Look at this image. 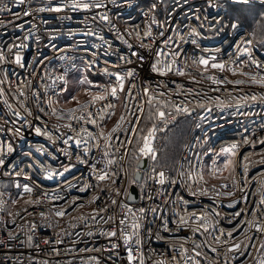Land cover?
<instances>
[{
  "label": "built area",
  "instance_id": "2783aa9c",
  "mask_svg": "<svg viewBox=\"0 0 264 264\" xmlns=\"http://www.w3.org/2000/svg\"><path fill=\"white\" fill-rule=\"evenodd\" d=\"M71 2L72 0H25L23 4H18L15 0H0V51L11 60L13 57L8 53L10 45L21 43L27 45L20 49L13 48V52L19 50L23 55L25 65L23 68L8 62L0 64V79H4L5 70L9 73L8 80L0 84V88L3 89L0 93V148L3 149L5 159V165L0 166V264H98V262L127 264V253L119 233L113 238L99 235L102 230L107 231L115 227L113 222L105 223L109 213L114 214L118 221L125 211L119 207V202L131 206L134 211L141 206L146 209H157L155 214L149 211L146 218L140 219L142 225L140 229L131 228V215L124 226L128 232L140 233L142 244L132 246L138 249L136 252L138 256L142 251L144 264H157L159 261H164L165 264H197V262L224 264L223 255L218 254L223 252V246L217 245L213 236L218 234L217 229L221 226L225 231L231 229L232 224L227 223V220L231 219L232 212L247 210L259 204L258 188L264 183V164L260 162L264 154L261 151L264 145L256 144L253 147L251 143L242 142L245 137L253 141L264 137V103L259 100L255 102L249 100L240 103L238 108L236 106L239 98L244 95L259 96L264 93V87L248 83L247 76L233 75L227 68L239 64L244 72H257L256 68L246 66L250 58L246 53L238 52L237 48L251 47L253 56L262 64H264V48L255 43L252 33L243 25L240 24L238 30L230 27V22L235 18L231 17V9L223 0H218L223 5L219 9L209 7L206 0H115V2L99 0L106 7L89 10H73ZM262 2L264 0H252V5L261 8ZM56 5L66 7L61 12L48 10ZM153 5L155 8L152 7ZM41 8L44 10L39 11ZM25 11L31 14L25 15ZM102 14L109 15L111 24L99 21V16ZM94 15L97 17L96 22L92 20ZM153 18L158 21L157 24L151 23ZM111 25H115V28ZM149 26L153 31L152 38L156 41L154 50L158 46L165 53L157 59L170 62L172 57L168 53L171 50L179 47L181 52L179 62L173 66V72L163 77L150 71L149 63L152 62V58L148 57V53L143 49L137 47L139 39L135 32L143 33ZM193 28L201 35L190 36L189 33ZM89 31L98 35H86ZM161 32L164 33L163 37L159 35ZM99 36H103L104 39L100 40ZM181 36L184 40L180 39ZM167 37H172L175 43L170 42L165 46L163 40ZM193 38L197 40L199 47L191 43ZM247 40H251L252 44L246 45L244 41ZM124 41L131 43L133 48L129 49ZM132 51H139L148 59L141 63L131 55ZM121 56L124 57L123 60L120 59ZM199 56H214L216 62L226 65V70L221 72L209 66L208 71L201 76L202 68L198 69L192 64V59ZM129 59L132 63H127ZM241 60L245 63L240 64ZM176 67L191 73L199 83L193 82L189 75H177ZM129 69H134L136 72V88L132 90L131 96L122 93L119 94V99L109 97L108 100L91 105L90 110L95 114L98 124L85 125L94 134L101 130L108 133L122 114L126 116V122L122 127L117 132L111 133L112 148L109 149L110 154L115 157L116 162L111 168L117 172L118 183L110 185L104 182L102 185L113 188L122 185L121 195L116 197L114 192L102 193L89 166L75 159V153L82 150L83 145L81 149H76L72 141L69 142L71 148L60 140L53 144L46 137L37 135L34 128L43 129L46 123L48 130L59 136L60 133L55 132L54 126L68 122L37 110L38 107H43L46 111L48 109V105L43 103L45 85L49 86L47 90L49 96L52 95V89L59 96V103L53 106L63 110L76 107V102L67 101L70 98H67L66 90L72 77H76L79 84H86L83 87V99L79 100L80 104H84L91 100L92 94L97 90L95 85H103L115 79L114 75L109 74L116 72L124 74ZM207 75L226 78V81L244 80L245 83L213 84L204 79ZM60 76L64 79H59ZM144 78H147V82ZM88 81L93 83L89 84ZM21 84L24 85L23 88L20 87ZM148 84L152 89L150 95L154 94L158 99H170L174 103L192 109L191 115L187 116L183 113H175L171 108L165 109L172 113V118L166 117L169 120L168 125L173 124L178 118L187 119L190 123L187 138L172 167L160 162L158 142L166 128L163 124L159 121L157 123L162 130L157 131L154 140L158 152L155 161L148 157H140L136 151V139L142 134L146 135L151 125L143 131V125L147 121L142 120L135 135L125 131L130 127L127 121L133 118L131 113L140 114L137 110L139 106H143L145 114L149 111L148 97L142 91V88ZM177 84L184 85V88L177 89ZM127 87L129 85L126 80V89ZM190 88L193 91L188 94ZM21 90L26 93V97L19 95ZM34 91L41 93L39 104L33 97ZM177 92L180 94L178 95ZM160 93L164 95L160 96ZM205 93L207 98H211V103L208 104L212 109L210 113L204 112L198 106L199 101L207 103ZM216 97H219L220 101H217ZM109 102L114 108L106 106ZM221 102L230 107H219L218 104ZM22 105L28 107L33 115L27 116ZM155 106L157 105L154 100L153 107ZM14 111H20L21 117L14 116ZM37 115L40 116V120L35 119ZM201 115L204 119H201ZM24 118L30 121V124L25 123ZM17 128L19 132L14 131ZM62 131L67 130L62 129ZM81 136L83 137L84 133H81ZM95 143L99 144V148L91 146ZM232 144L239 145L237 151L240 166L236 173L229 176V172L224 171L212 175L214 168L219 166L224 158L221 149ZM9 145L12 147L11 152L8 151ZM104 146L102 140L90 142L91 151L88 154L90 162L100 159ZM40 148L43 149L42 152L38 151ZM116 148L120 150L116 151ZM209 148L212 151H208ZM63 150L73 153L71 163L74 167L67 172L64 168L70 161L69 157L63 154ZM217 153L220 155L217 156ZM245 155L250 157V161L244 160ZM138 157L139 161L145 159L146 165L141 170L140 182L134 184L137 188L138 200L128 202L127 196L132 185L127 181L137 171ZM244 164L248 166L247 173L242 167ZM100 166L103 167L102 164ZM153 168L156 173L164 171L166 177L175 178L176 183L171 185L166 181L165 185H160L155 179H147L148 176L154 175ZM42 169L63 172V175L48 180L44 178ZM18 171L20 175H16ZM180 172H191V178H181ZM200 172L204 174L203 181H200L197 175ZM233 179L243 186V194L248 197L246 201L239 199L242 195L239 189L235 190L232 197L215 196V192L227 191L221 187L222 184L227 183L231 188ZM33 181L36 183L33 184ZM17 183L21 186L28 183L33 187V192L19 196L18 192L22 191V187L17 189L15 187ZM185 183L192 185L193 189L208 188V196L190 195ZM85 185L89 186L85 188ZM81 188L85 190L81 191ZM44 193L47 195L45 196ZM93 195L100 197L95 203L90 202ZM180 197L190 203L184 205ZM113 198L118 200L117 205L110 203ZM37 199L40 201L39 204L26 203ZM13 200L16 203H13ZM229 202H232L234 207L229 208ZM105 204H107V212L100 213L96 221L80 219V217H91L94 208ZM206 204L210 205L208 209L210 212L213 208L220 212V216L216 217L219 223L214 222L207 233L203 229L200 232H193L191 227L183 226L175 230L179 217L185 215V209L191 211ZM58 209H64L67 215L62 218L56 217L54 211ZM41 211L46 213L47 219L40 217ZM100 216H104L105 220H101ZM246 218L245 212L242 217L236 219ZM164 220L168 221L170 229L168 232L162 227ZM235 222L233 220V224ZM33 223L37 225L34 231L30 230ZM196 223L198 222L194 220L189 221V225ZM48 224L52 226L49 227ZM149 227L152 229L151 235L146 231ZM240 227L242 228L243 225ZM89 231L95 234L89 236ZM9 233H12V237H9ZM157 234L164 239L158 240ZM29 235L33 237L31 242L27 239ZM249 235H254V232H249ZM237 238L242 237L237 236ZM45 239L49 240L48 244L43 242ZM110 239L112 242H119L120 247L111 249ZM57 240H61L62 243H56ZM252 243L256 244V247L249 248L245 255L236 254L233 257L229 254L230 264H258L264 259V250L259 248V241L254 239ZM195 244L201 245L196 249L201 253L200 256L192 251ZM181 245L188 249L186 254L182 253ZM212 247H216L218 252H213ZM171 254H176L177 259L171 260ZM135 264H138V261Z\"/></svg>",
  "mask_w": 264,
  "mask_h": 264
},
{
  "label": "snow or ice",
  "instance_id": "6c2138e0",
  "mask_svg": "<svg viewBox=\"0 0 264 264\" xmlns=\"http://www.w3.org/2000/svg\"><path fill=\"white\" fill-rule=\"evenodd\" d=\"M16 3L18 4H23L25 0H15ZM115 2V0H113ZM207 5L212 8H221L223 5H221L218 0H206ZM224 4H226L230 9L236 10V19L232 20L230 22V27L233 30H238L240 27V19L239 17L243 14H245L246 11L250 10L252 5V0H223ZM243 6V7H241ZM65 5H56L53 7H50L48 10L49 11H55V12H61ZM106 7L105 4L102 2H99V0H72L71 2V8L73 10L75 9H84V10H89V9H100ZM155 8V5L152 6ZM262 10H264V2L261 4ZM44 9L41 8L39 11H43ZM25 15H30L31 12L25 11ZM93 22H96L97 17L94 15L92 17ZM99 21L111 24V19L109 15L107 14H102L99 16ZM152 24H157L158 21L155 20L154 18L151 21ZM112 28H115V25H111ZM86 35H98L97 33L93 31H89L86 33ZM131 35V33H129ZM136 37L139 39V44L138 48L143 49L145 52L148 53V57L152 58V62L149 63L150 71L157 74L158 76H166L169 73L173 72V66L176 65L179 60V56L181 55V52L179 51V47L176 49L171 50L168 55L172 57V60L169 62L168 60H163L161 61L160 59H157L160 56L165 55V53L159 49L158 46H156V49L154 50V45L156 44V41L152 38L153 37V31L151 26L146 28L143 33L136 31L135 32ZM160 36H164V33L161 32L159 33ZM190 36L192 37H198L201 34L193 28L191 32L189 33ZM119 39H123V37H118ZM100 40H103V36H99ZM181 40H184V37H180ZM127 45L128 48L131 49L133 48V45L129 43L128 41H124ZM175 43L172 37H167L166 39L163 40V44L165 46H168L169 43ZM191 43L194 45H199L197 44V40L193 38L191 40ZM246 45H251L252 41L247 40L244 41ZM27 47V45L21 43L19 45H10L8 48V53L11 54L13 57L11 60L8 59V57L5 55L3 51H0V64H3L5 62L8 63H13L16 66H19L23 68L24 65V58L23 55L19 50L13 52V48L20 49ZM207 51V50H204ZM238 52H243L246 53L250 61L246 65L248 67H254L258 71L253 73V72H244L242 68L237 64L235 67L232 68H227L228 71L232 72L233 75L240 74L248 77V83L252 85H259L260 87H264V64H262L259 60H257L253 54H252V48L251 47H242L240 48L238 46L237 48ZM131 55L136 57L137 61L139 62H144L148 59L145 55L141 54L139 51H132ZM120 59H124L123 56L120 57ZM127 63H132V61L129 59L127 60ZM187 62L185 61V64ZM235 64V62H233ZM245 62L243 60L240 61V64H244ZM192 64L196 65L198 69L202 68V71L200 72V75L203 76L205 72L208 71L209 66L212 69H217L221 72L226 70V65L224 63L216 62V58L214 56H199L195 59H192ZM175 72L179 76H185L189 75L191 80L195 83H199V81L196 80V77L191 75V73H186L183 68L176 67ZM105 73L107 74V69H105ZM109 75H114L115 79L103 84V85H95L96 91L94 94L91 96V100L89 102H86L84 104H80L78 101V98L76 95H72L70 97L71 101L76 102V107L68 108V109H63V110H58L56 107L53 105L55 103H59V96L56 93L54 89H52V95H48V89L49 86L45 85L46 91L43 93V96L45 99L43 100V103H46L48 105L47 111L43 107H38L39 112H45V114L50 115V116H55L57 117L58 120H67V123L63 124H57L54 126L55 132L60 133L59 136H55L53 132H50L47 128V125L45 123L44 128L42 129L41 127H35L34 131L37 135L39 136H44L46 137L50 142L53 144H56L58 140L62 141L64 145H68L69 148H71L70 141H72L75 144L76 149H81V145H83L82 150L78 151L75 153V159L81 163V164H86L89 166L91 169L92 174L95 177V180L98 182L97 187L100 188V191L102 193H115L116 197H119L121 195V186H116V187H102L104 185V182H108L110 185H117L118 180H117V172L115 170H112L111 166L116 162L114 155H111L109 152V149L112 148V145L110 141L113 139V136L111 133L117 132L122 125L126 122V116L121 115L119 119L116 121L115 126L112 127L110 132L106 133L103 130H101L99 133H93L92 131H89L85 125L91 124L93 126H97L98 122L97 119L95 118V114L90 110V106L94 105L98 101H105L108 100L109 97L113 99H119V94H125L127 96H131L132 90L136 88V83H135V78H136V72L134 69H129L127 70L124 74H121L120 72H116L114 74H109ZM9 73L7 70L4 72V79H0V84H3L5 80H8ZM59 79L63 80L64 77L60 76L58 77ZM204 79H207L211 81L213 84H223L225 82L231 83V84H244V80H233V81H226V78H219L215 75H207L204 76ZM126 80L129 85L126 89ZM145 82H147V78H144ZM83 82V81H81ZM10 83V81H9ZM89 84H92V81H88ZM23 84H21V88H23ZM163 87H167L166 85H161ZM177 89H182L184 88V85L182 84H177L176 85ZM87 91V90H86ZM143 94L148 97L147 99V104L149 106V111L147 114L144 113L143 106L138 107V112L140 113L137 115L136 113H131L132 115V120L127 121L130 125L128 129H126V132H132L134 135L137 131V128L139 126V123L142 120L146 121H159L161 124L164 125V127H167L169 120L167 118H172V113L166 111L165 109L171 108L175 113H183L186 116L191 115L192 109L189 106L183 105L182 104H177L174 103L170 99H158V97L154 94L150 95L152 92L151 85L148 84V86H144L142 88ZM193 90L190 88L188 89V94H191ZM214 91H219V89H214ZM3 92V89L0 88V93ZM179 95L180 93L177 92ZM19 95L22 97H26V93L24 91H20ZM160 96H163L164 93H160ZM199 96V93H197ZM33 97L35 98L36 102L39 104L41 102V93L34 91L33 92ZM55 97V99H53ZM205 97L207 98V94L205 93ZM217 101H220L219 97L215 98ZM156 101L155 107H153V101ZM257 101L259 100L260 102L264 103V93L260 94L257 96L256 94L252 95H244L243 97L239 98L238 103H237V108L239 107V104L242 102L246 101ZM211 103V98H207V103L204 101H199L198 106L204 110V112H211L212 109L208 107V104ZM108 108H114V105L112 103H108L106 105ZM219 107L224 108V107H230V105H225L223 102L218 104ZM23 111L27 114V116H32L33 113L32 111L22 105ZM127 107V105H125ZM103 111V109H101ZM63 113H66L64 115ZM13 115L16 117H21V112L20 111H14ZM36 120H40V116L37 115L35 117ZM201 119H204L203 115H201ZM24 122L27 124H30V121H28L26 118H24ZM62 129H66L67 131H62ZM162 130L158 127L157 123H152L151 126L147 129V134H142L136 139V151L139 153L140 157H148L150 160L155 161L157 159V148L154 145V140L156 138L157 131ZM10 131H12L10 129ZM14 131L19 132L20 130L14 129ZM81 133H84V136H81ZM87 137V138H85ZM118 139V137H117ZM97 140H102L104 142V150L101 153L100 159L96 160L95 162H90L88 159V154L91 151L90 147V142L92 141H97ZM243 144H252L253 147L256 146V144L264 145V137H260L256 140H249L247 137L243 138L242 140ZM129 143L131 144V140H129ZM92 147L99 148V144L95 143L91 145ZM239 148L238 144H232L229 147H225L221 149V153L224 154V158L221 161V164L219 166H216L212 172V175H216V173H222L224 171L229 172V176H233L237 168L240 166L239 161H238V151L237 149ZM116 151H119V148L115 149ZM8 151H12L11 145L8 146ZM38 151H43L42 148L38 149ZM208 151H212L211 148L208 149ZM262 153H264V149L261 150ZM63 154L65 156L69 157V164L64 168V171L67 172L70 168L74 167V165L71 163V157L73 155L72 152L68 150H63ZM217 156L220 154L217 153ZM245 161H250V157L248 155L244 156ZM261 164H264V154L261 156L260 160ZM137 163L139 164V157L137 159ZM215 164V161L213 162ZM103 165L101 167L100 165ZM5 165V159H4V152L3 149L0 148V166ZM244 172L247 173L248 171V166L247 164L242 165ZM43 176L45 179L51 180L57 175H63V172H56L54 170H45L42 169ZM152 173L154 175H150L147 177V179H155L156 183H159L160 185H165L166 181L174 185L176 183L175 178H168L166 177V174L164 171H159L156 173L155 169H152ZM21 173L18 171L16 175H20ZM191 172L184 173L180 172L179 176L181 178L188 177L191 178ZM199 176V180L203 181L204 179V174L203 172L197 173ZM27 179H31V177H26ZM141 177L139 176L138 172L134 174L131 178L128 179V184L129 185H134L138 184L140 181ZM36 182L33 181V184ZM89 185H85V188L88 187ZM17 189H20L22 187V191L18 192L19 196H23L24 194H31L33 192V187H31L28 183H24L22 186L21 184L17 183L15 185ZM185 187L188 188L190 195L192 196H208L209 189L208 188H196L193 189V186L190 184L185 183ZM222 188L227 189V191L223 192H215L216 197H232L235 194V190L239 189L242 195L239 197V199L242 200H247V195L243 194V186L241 183L237 182L235 179L232 181V187L229 188V185L227 183H224L221 185ZM85 188H81V191H84ZM46 196L47 193H44ZM127 195V193H125ZM100 197L98 195H93L91 197V203H95L98 201ZM149 199H151V196L149 195ZM184 205L189 204L190 202L188 200H185L183 197L179 198ZM258 200L259 204L258 205H253L251 208H248L247 210L242 209L241 211H234L231 213V219L227 220V223L232 224L231 229L225 231V229L221 226L217 229L218 234L213 236V240L217 245L223 246V252L218 253L222 254L224 257V264H230L229 261V254H231L233 257H235L236 254L239 255H245L248 252L249 248H255L256 244L252 243L254 239H257L259 241V248L261 250H264V183H261L258 188ZM39 200H29L26 201V203L29 204H39ZM238 202V201H237ZM13 203H16L15 200H13ZM74 203V201H73ZM110 203L112 205H117L118 200L113 198L111 199ZM119 207L122 209H125V211L122 213V215L119 217L117 221V217L114 214L109 213L107 215V219L105 220L104 216H100L101 220H105V223L113 222L115 223V227L108 229L107 231H101L99 235L106 236L108 238H113L117 237L119 233V237L122 238L123 240V245L124 249L127 253L126 260L127 264H135V262L138 261V264H144V259H143V253L142 251L139 253V256L136 254L138 249H135L132 245H141L142 244V239L140 238V233L138 231H132L128 232L125 230V223L128 220L129 215L132 216V221H131V228L133 230H138L142 227L140 223L141 218H146L147 213L150 211L151 213L155 214L157 209L156 208H151V209H146L145 207L141 206L139 209H136L135 211L131 206H128L124 204L123 202H119ZM229 208L234 207L232 202H229L228 204ZM210 208V205H204V207L199 208V209H192L191 211H188L185 209V215L179 217V223L177 224V227L175 230H179L180 227H191L193 232H200L202 229L204 232H208L209 227L213 226V223H219V221L216 220V217L220 216V212L216 209H212L211 212L208 210ZM26 211V209H25ZM93 215L91 217L85 218V217H80V219H90L92 221H96L97 216H99L100 213H106L107 212V204L103 206H97L93 210ZM246 212L247 218L246 219H236L237 217H242ZM137 213L139 215H137ZM199 213V214H197ZM9 215H12V213H9ZM18 215V213H17ZM40 217L47 219V215L45 212L41 211L39 213ZM54 215L56 217H64L67 215V212L64 209H58L54 211ZM194 220L197 221L195 225H189V221ZM233 220H235V224H233ZM243 225L241 228L240 226ZM49 227H51V224H48ZM162 227L164 228L165 232H168L170 229L168 228V221L164 220L162 223ZM37 228L36 224L31 225L32 231H34ZM146 231L149 233V235L152 234V229L149 227L146 229ZM249 232H254V235H249ZM92 231L88 232L89 236L94 235ZM79 235V233H77ZM237 236H241L242 238L238 239ZM9 237H12V233H9ZM14 238V237H13ZM156 238L158 240H163L164 237L160 236L159 234L156 235ZM28 241L31 242L33 237L29 235L27 237ZM45 244L49 243L48 239H45L43 241ZM23 243V241H21ZM56 243H62L61 240H57ZM109 243L111 244V249H116L120 247L119 242H112L111 239L109 240ZM175 247V246H173ZM182 249V253L186 254L188 252L187 248H184L183 245L180 246ZM201 247L199 244H195V247L192 249L196 253L197 256H200L201 253L196 251L197 248ZM213 252H218V249L216 247H212L211 249ZM53 251H57L56 249H53ZM96 251H100V249H96ZM171 260H176L177 256L176 254H171L170 256ZM99 264V262H98ZM157 264H165L164 261H159ZM198 264V262H197ZM258 264H264V259H261Z\"/></svg>",
  "mask_w": 264,
  "mask_h": 264
},
{
  "label": "rangeland",
  "instance_id": "374dc122",
  "mask_svg": "<svg viewBox=\"0 0 264 264\" xmlns=\"http://www.w3.org/2000/svg\"><path fill=\"white\" fill-rule=\"evenodd\" d=\"M234 13L235 14H233V18L236 19V11ZM243 16H245V17H241V18L239 17L240 24L243 25L244 27H246V29H248V31L250 33H252L255 43L258 46H262L264 48V10H261V8H259V7H251V9L246 11L245 14H243ZM256 29H259L258 30L259 34L256 33ZM85 86H86V84H84V85L79 84L77 82L76 77H72L68 82V86H67V90H66L67 91V98H70L72 95H76L78 98V101L82 100L83 99V87H85ZM76 89H77V92L75 91ZM65 100H67V99H65ZM67 101H71V100H67ZM73 102H75V101H72L71 103H73ZM153 122L154 121L145 122L142 130L145 131ZM155 123H158V120ZM189 126H190L189 121L187 119H183V118H178V119H176V121L173 124L168 125L165 128V131H163L159 137L158 151H160V152L162 151L165 143L167 142L168 137L172 136L173 134L184 135V139L182 141V142H184L185 139L187 138L188 133H189ZM182 144L183 143H181V144H179V146H177V148H179V152H180ZM165 165L169 166V167L173 166V165H168V164H165Z\"/></svg>",
  "mask_w": 264,
  "mask_h": 264
},
{
  "label": "trees",
  "instance_id": "16d2710c",
  "mask_svg": "<svg viewBox=\"0 0 264 264\" xmlns=\"http://www.w3.org/2000/svg\"><path fill=\"white\" fill-rule=\"evenodd\" d=\"M261 10H262V8H261ZM235 11L236 10H234V9L230 10V15L232 18H233V14H235L234 13ZM241 17H245V16L242 15V16H240V18ZM258 30L259 29H256L257 34H259ZM75 91L77 92V89ZM183 139H184V135L173 134L172 136L168 137L167 142L165 143L162 151L161 152L159 151V157H160L161 164L164 163L163 165H165V164L174 165V163L176 162V158L178 157V154H179V148H177V146H179V144L183 143L182 142ZM170 167H172V166H170Z\"/></svg>",
  "mask_w": 264,
  "mask_h": 264
},
{
  "label": "water",
  "instance_id": "95a60500",
  "mask_svg": "<svg viewBox=\"0 0 264 264\" xmlns=\"http://www.w3.org/2000/svg\"><path fill=\"white\" fill-rule=\"evenodd\" d=\"M145 165H146V160L141 159L139 161V164L137 163V171L134 174H136L138 172L139 176L141 177L142 176L141 170H143L145 168ZM127 200H128V202H136L138 200V193H137V188L135 185H132L130 187L129 194L127 196Z\"/></svg>",
  "mask_w": 264,
  "mask_h": 264
}]
</instances>
